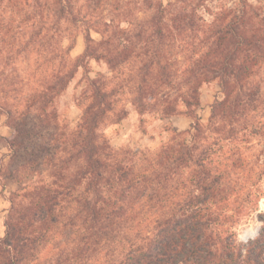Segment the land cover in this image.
Here are the masks:
<instances>
[{
    "label": "trees",
    "instance_id": "1",
    "mask_svg": "<svg viewBox=\"0 0 264 264\" xmlns=\"http://www.w3.org/2000/svg\"><path fill=\"white\" fill-rule=\"evenodd\" d=\"M65 13L71 16L70 10ZM168 14L159 2L147 24L137 21L122 27L99 20L101 39L94 42L87 33L84 52L73 66L67 65L64 73L57 70L41 89L28 95L20 116L32 119V166L47 163L51 181L29 190L32 210L5 222L0 264H88L98 255L104 264H264V230L245 248L229 239L218 244L213 240L205 204L224 188L221 175H211L204 167L201 157L207 148L199 153L201 160L193 157L191 133L200 135L198 90L208 79H218L223 95L212 104L209 122L228 118L225 109L229 116L240 115L241 109H251L257 101L254 76L264 62V43L254 28L257 14L242 9L215 26L209 46L215 58L207 52L199 60V70L190 65L184 71V90L175 87L177 69L170 52L172 41L193 29L188 11L173 10L171 24ZM84 59L103 60L116 75V83L109 86L105 78L87 83L80 99L81 116L65 142L58 144L62 134L55 131L53 102ZM125 90L139 115L186 116L192 120L190 128L166 130L168 138L150 157L135 159L129 149L113 148L103 130L126 117L127 110L117 99ZM0 110L6 118L12 116L8 108ZM184 134L190 142L181 138ZM45 138L56 146L47 150L51 144L43 142ZM0 140L15 153L14 140ZM71 165L73 172L67 175ZM196 165L201 170L197 181L182 188L180 195L182 174L193 172ZM193 190L199 195L194 196Z\"/></svg>",
    "mask_w": 264,
    "mask_h": 264
},
{
    "label": "rangeland",
    "instance_id": "2",
    "mask_svg": "<svg viewBox=\"0 0 264 264\" xmlns=\"http://www.w3.org/2000/svg\"><path fill=\"white\" fill-rule=\"evenodd\" d=\"M143 1L0 0V106L12 113L8 119L0 110V137L16 143L15 153L11 154L6 142L0 140V237L4 235L6 221L15 220L32 210L29 190L51 181L47 163L32 166V119L24 121L20 116L26 111L27 97L32 91L41 89L45 80L57 70L64 73L67 65L73 66L84 52L87 33L94 42L101 39L99 20L122 27L137 21L147 24L159 2L169 12V24L172 23L170 13L173 10L188 11L193 30L191 34L172 41L170 52V59L177 69L175 87L180 90L187 87L184 71L190 69V65L192 69L199 70L201 57L214 52L209 46L214 41L212 33L215 26L237 16L242 9H251L257 14L254 28L264 43V0ZM67 9L71 16L65 13ZM52 49L54 51L50 53ZM211 54L210 57L215 58V54ZM55 55L59 57L55 58ZM260 63L254 76L257 101L251 109H241L240 115L229 116L225 109L228 118H214L209 122L215 99H223L219 81L217 78L208 79L198 90L196 115L201 129L200 135L191 131L195 135L193 157L203 159L207 165L204 167L211 175H221L220 185L224 188L221 194H213L205 204L211 216L210 232L216 244L229 239L234 245L245 248L264 230V62ZM80 64L66 89L53 102L57 116L55 131L62 134L55 141L58 144L65 142L81 116L83 101L80 99L87 83L95 78H105L109 86L116 83V75L103 60L84 59ZM123 70L126 72L127 66ZM130 95L125 90L117 97L119 107L127 110L126 117L117 124H108L103 130L113 148L120 151L129 149L135 159L141 155L150 157L168 138L166 130L183 132L190 128L192 120L186 116L161 118L153 114L139 115ZM27 111L32 115V108ZM17 128L19 132H16ZM181 138L187 142L191 140L185 134ZM43 142L50 143L47 138ZM55 142H51L49 147L47 145V150L54 148ZM205 148L207 150L200 159L199 153ZM73 169L74 165H71L67 175ZM192 170L180 178V195L184 192L181 189L191 188L189 183L196 182L200 175L199 166ZM196 194L199 195L198 191L193 190V195ZM244 254L245 249L242 250ZM88 264H104L102 255Z\"/></svg>",
    "mask_w": 264,
    "mask_h": 264
}]
</instances>
